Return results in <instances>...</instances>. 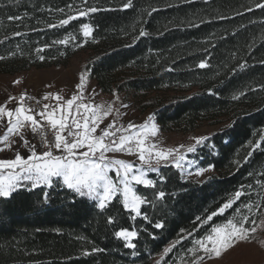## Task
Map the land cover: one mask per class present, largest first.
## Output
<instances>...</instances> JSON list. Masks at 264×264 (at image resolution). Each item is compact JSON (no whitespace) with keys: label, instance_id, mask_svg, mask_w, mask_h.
Here are the masks:
<instances>
[{"label":"trees","instance_id":"16d2710c","mask_svg":"<svg viewBox=\"0 0 264 264\" xmlns=\"http://www.w3.org/2000/svg\"><path fill=\"white\" fill-rule=\"evenodd\" d=\"M90 2L105 10L92 18L72 21L65 28L49 29V22L63 18L55 9L68 12L66 6L76 5L79 0H0V41H4L0 43V56L5 57L0 61V74L67 67L74 56L83 53L87 56L84 68L91 69L89 78L97 80L103 93L112 95L115 90L119 97L134 96L141 111L150 109L156 114L165 132L194 131L203 122L228 124L235 120V126L210 136L214 150L202 146L201 164H213L217 171L213 180L197 185L181 180L173 168L163 170L168 178L161 186L166 198L156 208L145 206L143 210L154 221L163 219L166 227L155 230V240L141 231L138 249L142 258L131 255L113 232L118 227L147 228L153 232L146 221H132L121 211L119 224L108 225L107 216L115 215V210L102 212L89 201L88 211H78L71 207V193L60 189L52 192V211L25 210L29 200L40 206V190L36 189L35 195L18 197L7 205L10 217L0 218V264H151L157 253L177 238L180 229H192L196 216L215 210L241 184L255 186L256 179H264V142L255 151L248 143L258 140L264 131V110H257L264 109V93L248 92L249 88L264 84V64L260 63L264 59V11L246 10L256 0H133L134 7L129 9L122 8L123 0ZM169 4L179 6L168 7ZM153 7L158 11L146 15ZM9 14L25 19L22 23L9 21ZM221 16L227 19H220ZM188 19L199 27L179 23ZM82 21L96 28L95 39L89 38L87 43L79 32ZM141 26L151 35L133 47H124L132 43L125 32L133 33ZM15 31L22 35L13 36ZM66 35L75 40L70 39L67 46L56 44L39 54L35 52V48L51 45ZM14 52L16 55H12ZM39 55L45 59L41 61ZM207 56L211 57V67L196 68ZM241 58L248 60V66L230 73L229 68ZM169 68L173 70L166 71ZM213 84L215 95L206 91ZM240 90L247 92V97L233 101L231 95ZM249 151L252 155L245 163L243 158ZM237 159L242 164L239 170L233 163ZM138 190L152 197V190ZM214 222H223V217L214 218ZM203 232L201 229L194 235L199 237ZM191 240L178 245L172 257L186 252L192 246ZM93 247L105 251L82 254L91 252Z\"/></svg>","mask_w":264,"mask_h":264},{"label":"snow or ice","instance_id":"6c2138e0","mask_svg":"<svg viewBox=\"0 0 264 264\" xmlns=\"http://www.w3.org/2000/svg\"><path fill=\"white\" fill-rule=\"evenodd\" d=\"M181 2L191 3L193 0H181ZM177 6L179 5H168V7ZM66 7L69 9L68 12H65L64 8L55 9L63 18L49 22L47 24L49 29L65 28L72 21L92 18L95 13L105 10L99 4L91 3L90 0H79L78 4H69ZM133 7V0H123V9ZM254 9L264 11V0H256L254 6H246L248 12ZM155 11L158 9L153 7L146 12V15L151 16ZM236 14L242 15L240 12ZM219 18L227 19L224 16ZM24 19L18 14L7 16L9 21L22 23ZM141 21L146 23L142 17ZM179 23L187 24L189 27H199L192 19ZM95 30L92 23L82 21L79 24V32L84 38V43H87L89 38L95 39ZM21 35L19 31L13 33V36ZM125 35L130 36L132 43L125 44L124 47L130 48L141 38L149 37L151 33L141 26L138 30L134 29L133 33L125 32ZM7 39L6 36L5 40ZM70 39L75 40V37L66 35L63 39L54 40L51 45L45 44L43 47L35 48V52L39 54L45 48L56 44L67 46ZM247 47L251 49L252 45L249 44ZM204 51L208 52V48L205 47ZM250 54L246 52V55ZM4 59V56H0V61ZM39 59L43 61L45 57L39 55ZM210 59V56L201 59L195 67L210 68ZM260 63L264 64V59ZM247 66L248 60L241 58L229 68V72L235 74L245 70ZM172 70L166 69V71ZM90 73L91 69L85 66L79 74L74 93L68 99L59 93L45 94L43 100L50 102L43 103L39 110H34L26 102L35 100V97L28 96L27 93L18 97L10 95L0 104V132H2L0 218L10 217L7 205L12 204L18 197L35 195L36 189L40 190V206H35L29 200L25 210L37 213L52 211V192L60 189L65 193H71L73 197L71 207L78 211H88L89 201L92 202V207L102 212L115 210V215L107 216L108 225L119 224L121 211L132 221L138 219L146 221L153 232H148L147 228L135 227H118L113 232L114 238L120 241L125 249L131 250V255L142 258L138 249L141 231L146 233L149 239L155 240L157 238L155 230H164L166 227L163 219L154 221L143 210L145 206L156 208L157 203L166 198L167 193L161 190V186L166 184L168 179L163 170L173 168L181 180L203 185L206 181L215 178V165L201 166V158L198 156L191 158V156H194L201 146L214 150L215 145L209 143V135L201 134L191 136L189 143H180L174 147L161 146V143L154 139L160 131L155 113L150 114L141 124L132 121L126 124L120 123V118L127 115V112H121V108L127 109L129 106L121 102L120 107H114L115 103L120 101L115 90H113L115 99L112 103L107 106L94 103L99 92L88 88ZM219 75L217 72L216 76ZM14 83L19 84L20 80ZM220 83L223 81L221 80ZM215 88L216 85L213 84L206 91L215 95ZM248 92L264 93V84L259 85L258 88H249ZM247 94L244 90H240L238 93H233L231 99L239 102L242 98H246ZM191 98L185 97V99ZM12 102H15L14 106L8 107ZM108 117L112 119L105 123ZM235 123L236 121L233 120L218 131L227 132L235 126ZM29 133L39 143V151L37 143H33L28 138ZM262 142H264V131L259 134L258 140H250L248 143L255 151L261 149ZM7 150L11 151V156L6 154ZM120 153L135 159L117 158L116 154ZM251 155L252 152L249 151L243 161L248 162ZM233 163L237 170L242 166L240 159L234 160ZM249 175L253 176L252 173ZM140 187L152 190V197L142 194L138 190ZM256 188H259V192ZM183 190L187 191V189ZM77 197L80 198L79 201ZM226 213L228 215H225ZM257 214L264 217V179H256L255 186L252 183L241 184L215 210L210 212L206 210L205 215L196 216L192 229H180L177 238L157 253L158 258L154 259V264H169L177 246L183 245L189 238H192L190 241L192 246L186 248V252L190 254L187 257V264H209L215 259L222 258L241 242L253 240L258 228H264V219L258 221ZM216 217H223V222H214ZM201 229H204V232L196 237L194 234ZM103 251L105 250L93 247L91 252L84 251L82 254L87 256Z\"/></svg>","mask_w":264,"mask_h":264},{"label":"rangeland","instance_id":"374dc122","mask_svg":"<svg viewBox=\"0 0 264 264\" xmlns=\"http://www.w3.org/2000/svg\"><path fill=\"white\" fill-rule=\"evenodd\" d=\"M86 58V54L79 53L72 58L70 65L67 67L49 69L32 68L27 71L32 70L33 72H38L42 75V79H46L48 81V79L52 78L53 74L55 76L64 77V73L66 71H83ZM23 74L24 72L14 75L0 74V104H2L8 96L16 94L14 93L15 89H17V87L19 88L20 83L15 84L14 81L19 80V78H21V75ZM89 80H91V78H88V81ZM55 85L56 84L52 83L51 85H49V87H52L51 89L53 90ZM109 95L111 94L106 95V93H103L101 104H104L105 106L107 105V102L104 101V97H109ZM121 102L127 104L129 107L127 109L121 108V112H127V115L120 118V123L126 124L128 121H132L136 124H141L150 114H153V111L150 109L146 110L145 112L141 111L137 106L136 98L134 96L126 97L122 95V97H120V101H117L119 107ZM14 104L15 102H12L8 104V107H13ZM225 124L226 123L203 122L194 131L190 132L179 130L165 132L160 128L158 124L160 131L157 137H155L154 139L158 140L161 143V146L174 147L180 143L191 142L189 138L193 135L206 134L211 136L213 133L221 129V127ZM0 135H2V132L0 133ZM28 138L33 141L29 136ZM201 149L202 146L198 149V152L194 156H191V158H196L197 156L200 157L202 151ZM6 154L9 156L12 155L10 150H7ZM117 158H124L129 160L135 159V157L129 156L124 153L117 154ZM201 166L203 165L201 164ZM216 173L217 171L215 169V174ZM257 219L259 221V219H264V217L257 214ZM189 255L190 254L187 252H183L181 254L177 253L175 257L173 256L169 261V264H173V262L174 264H187V257ZM155 258H158V256H155L154 259ZM154 259L151 264H154ZM209 264H264V228L257 229V232L254 234L253 240L249 242H241L238 246L230 249L225 255H223L222 258L215 259L213 262H209Z\"/></svg>","mask_w":264,"mask_h":264},{"label":"crops","instance_id":"0c3cea01","mask_svg":"<svg viewBox=\"0 0 264 264\" xmlns=\"http://www.w3.org/2000/svg\"><path fill=\"white\" fill-rule=\"evenodd\" d=\"M79 74H80V71H74V70L66 71L64 73V77L55 76L53 74L52 78L48 79L47 81L46 79L45 80L42 79L41 77L42 75L38 72H33L32 70L26 71L24 72L23 75H21V78H19L20 85H19V88L17 87V89H15L14 93L23 94V93H28V92H35L39 95H45L47 93H54V94L59 93L65 99H68L71 97V95L75 91V85L78 83ZM52 83L56 84L53 90L51 89L52 87H49V85H51ZM87 84H88L89 89H95L96 91L99 92V95L95 97L93 102L97 104H101L102 99H103L102 97L103 92L97 80L91 79L87 81ZM85 94L88 95V93H85ZM112 96L113 95H109V97H104V101L107 102L106 103L107 105L114 101L115 98L114 96L113 97ZM114 107H119L117 102L115 103ZM111 119L112 117H108L105 123H107ZM101 127H103V125H101ZM109 155H112V154H109Z\"/></svg>","mask_w":264,"mask_h":264},{"label":"built area","instance_id":"2783aa9c","mask_svg":"<svg viewBox=\"0 0 264 264\" xmlns=\"http://www.w3.org/2000/svg\"><path fill=\"white\" fill-rule=\"evenodd\" d=\"M21 94H15L14 96H19ZM28 96H31V97H35V100H29V101H26L34 110H39L41 109L42 107V104L43 103H48L50 101H44L43 100V96L44 95H39V94H36L35 92H28L27 93ZM37 101H40V103H37ZM35 143H37V140L33 139L31 134L29 133L28 135ZM37 150L39 151L40 150V146H39V143H37Z\"/></svg>","mask_w":264,"mask_h":264}]
</instances>
